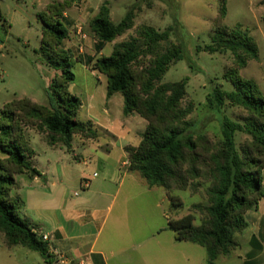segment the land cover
<instances>
[{"label":"trees","instance_id":"obj_1","mask_svg":"<svg viewBox=\"0 0 264 264\" xmlns=\"http://www.w3.org/2000/svg\"><path fill=\"white\" fill-rule=\"evenodd\" d=\"M65 2L48 6L52 22L46 21L47 15H39L44 23L40 53L54 66L65 68L51 83V88H60L63 95L55 92L50 107L28 98L14 100L6 105L0 120V151L6 157L0 160V232L7 247L23 246L38 253L44 264H54L49 243L43 241L44 234L40 235L20 217V198L10 199L11 191L19 186L15 175L25 174L31 180L40 175L23 127L46 133L50 146L62 143L67 151L72 150L77 135L98 138L92 122L76 119L82 103L68 92L74 80L68 70L69 61L74 57L60 47L69 36L59 19L66 13L69 3ZM226 15L224 5L214 21L211 45L198 48L209 53L230 52L233 57V67L224 79L233 84L234 90L225 91L217 84L207 97L208 104L221 114L219 140L190 131L188 116L192 110L183 106L187 80L162 83L170 68L184 58L183 47L169 40L168 31L142 26L137 37L116 42L134 27V11L115 24L109 7L103 4L89 26L98 39L97 53L109 43H114L113 52L108 57L76 59L107 77V97L123 96L124 116L136 114L147 122L140 143L125 147L129 171L138 173L150 187L168 192L189 191L206 200L193 204L181 218L168 214L167 228L177 241L204 247L207 264H216L220 256L230 255L239 246L235 234L248 228L246 213L256 211L264 197V97L255 81L240 75L249 61L259 60V49L242 25H224ZM3 20L6 21L0 9V22ZM228 105L242 109L244 118L237 121L225 115L222 110ZM241 134L246 135V140L239 145ZM183 207L179 198L172 199L169 213H177ZM197 216L201 220L198 226Z\"/></svg>","mask_w":264,"mask_h":264},{"label":"rangeland","instance_id":"obj_2","mask_svg":"<svg viewBox=\"0 0 264 264\" xmlns=\"http://www.w3.org/2000/svg\"><path fill=\"white\" fill-rule=\"evenodd\" d=\"M65 1L69 4L64 18L59 19L69 31V36L60 47L74 57L69 61L71 66L68 70L74 75V80L69 84L68 92L82 103L76 117L78 121H90L96 127L100 124L108 128L110 124L103 112L107 103V77L91 71L85 64L76 60L108 57L113 52V44L109 43L101 54L97 53L94 42L96 37L89 26L103 4L109 7L111 20L115 24L120 23L127 13L134 11V27L116 42L137 37L142 26H151L161 32L168 31L169 40L183 47L184 58L170 68L162 83L187 80V95L183 100V106L192 110L188 116L192 133L206 134L212 140L220 139L221 114L208 104L207 97L217 84L225 91L234 90L233 84L224 79L225 73L233 67L230 52L198 51L199 47L211 45L214 21L224 5L227 10L224 25L229 28L242 25L258 46L259 60L249 61L240 75L255 81L264 97V0H82L78 3H72L70 0H0V9L6 20L0 22V120L6 105L14 100L28 98L39 105L50 107L56 94L63 95L60 88H51V83L55 75L61 74L65 68L54 66L48 57L40 53L44 23L39 19V15H47L46 21L52 22L48 16V6ZM149 4L151 7H148ZM79 28L87 35V39H82L78 34ZM91 53L93 55H90ZM118 95L122 97L121 94ZM222 111L233 120L239 121L244 118L243 110L237 107L228 105ZM111 112V116L118 117V114H122V109L118 110L113 106ZM138 119L143 122L139 128L145 131L147 122L140 116ZM97 130L99 142L102 145L109 144L107 139L109 134L99 127ZM23 133L35 152L34 163L40 173L36 177L44 176L45 179L34 183L25 174L15 175L19 186L11 191L10 199L20 198V217L42 235L48 231V217L51 212L57 211L56 196L66 192L68 197H73L74 192L79 191V178L92 174L96 165L97 171L101 174L106 152L101 149L98 142H90L93 139H86L81 135L74 137L73 150L67 151L62 143L50 146L46 133L36 128L24 126ZM245 140L246 135H239L238 144L241 145ZM116 152L117 150L112 152L109 162L113 160ZM79 156H83L88 164L78 161L76 158ZM5 158L0 151V160ZM59 165H65L70 170L67 177L62 180L58 178ZM129 177L131 183L125 184L124 191L133 185L130 191L152 195L133 198L127 208V217L118 224L119 241L126 245L128 251L129 235H133L135 239L147 235L152 242L173 241L174 234L167 228L166 216L168 214L173 218L178 214L185 216L193 204L206 203L202 196L193 195L189 191L168 192L164 188L150 187L137 174H130ZM49 190H54L55 194L49 195ZM175 198H179L184 207L177 213H169L170 202ZM116 215L117 206L104 228L100 237L101 242L107 240L110 235L111 224L117 222ZM200 224L201 220L197 216L195 225ZM237 235L238 233L235 234L236 238ZM246 236L245 234V237H242L243 248L236 249L242 254L251 250V246L246 242L248 240ZM1 242H4V236L0 232V264H38L42 261L36 252L23 246L10 248ZM181 245L188 247L187 252L193 264H207L208 256L204 247L189 242ZM126 248H122L121 252L124 253ZM153 251L154 257H161L160 249ZM125 258L129 260L126 253ZM170 258L175 259L171 249ZM238 263L234 256L231 258L220 256L216 260V264ZM260 264H264V259Z\"/></svg>","mask_w":264,"mask_h":264},{"label":"crops","instance_id":"obj_3","mask_svg":"<svg viewBox=\"0 0 264 264\" xmlns=\"http://www.w3.org/2000/svg\"><path fill=\"white\" fill-rule=\"evenodd\" d=\"M94 42L96 47L98 43L97 37ZM112 44L114 45V43ZM90 55L93 54L91 53ZM106 102L103 112L110 123L109 127L97 125L109 134L107 139L110 143L102 145L99 142L100 137L90 141L98 142V145H101V149L106 152L105 157L107 160L105 159L103 163V171L99 174L96 165L93 168L95 170L92 174L87 176L82 175L78 181L79 191L81 192H74L73 197H68L66 192L57 195L55 207L57 211L51 212L48 217L49 228L44 234L50 236L48 243L50 252L54 256V264H57L55 262L59 255H63L67 259L65 264H193L187 252L188 247L181 245L184 242L177 241L174 233L173 241L166 243L159 240L152 242L151 238H148L147 235H142L139 239H135L133 235H129L127 236L129 251L126 245L119 241L118 224L127 217V208L131 204L130 201L137 196L150 197L152 194L132 192L130 191V187L133 185L128 186V189L124 191L126 189L125 184L131 183L129 181L130 174L139 175L138 173L129 171L130 164L125 147H136L140 143L141 135L144 131L139 126L141 127L143 122L138 119L139 115L136 114L124 116L123 96L120 97L118 94H115L107 97ZM113 106L118 110L122 109V114H118V117L111 116ZM114 150H117L116 155L109 162L108 160L112 158ZM76 159L83 161L84 164H88L83 156H79ZM58 169V178L60 180L67 177L70 171L65 165H59ZM43 179H45L44 176L36 177L32 181L36 183ZM84 179L90 181V186L87 189H82L81 187ZM262 185L264 188V172ZM48 194L54 195L55 191L49 190ZM116 206L118 215H116L115 220L117 222L111 224L110 235L107 240L101 242L100 237L104 228L108 225L107 222L108 220L110 221ZM157 207H159V203ZM181 217L183 216L179 214L174 216V218ZM246 219L248 221V228L238 233L236 240L239 246L236 249L243 248L242 237H245L246 234L248 238L246 242L251 246V250L246 254H242L234 249L230 255L225 257L231 258L234 256V258L238 259V264H260L264 259V197L260 200L256 211L246 213ZM124 247L126 249L122 253L121 251ZM155 249H160L162 253L161 257H154L153 250ZM170 249L174 253L175 259L170 258ZM164 252L166 255H164ZM125 253L129 255V260L125 258ZM116 254L117 257H115ZM113 258L114 261H112ZM38 264H44L43 260L38 262Z\"/></svg>","mask_w":264,"mask_h":264},{"label":"built area","instance_id":"obj_4","mask_svg":"<svg viewBox=\"0 0 264 264\" xmlns=\"http://www.w3.org/2000/svg\"><path fill=\"white\" fill-rule=\"evenodd\" d=\"M78 34L81 36L82 39H87V35L82 33V29L81 28L78 29ZM89 186H90V181L88 179H84L82 181V183H81L82 189H87ZM43 241L48 243L50 241V236L44 234L43 235ZM66 262H67V259L63 255H59L57 257V260H56L55 263H57V264H65Z\"/></svg>","mask_w":264,"mask_h":264}]
</instances>
